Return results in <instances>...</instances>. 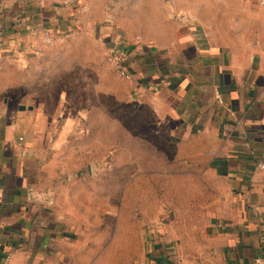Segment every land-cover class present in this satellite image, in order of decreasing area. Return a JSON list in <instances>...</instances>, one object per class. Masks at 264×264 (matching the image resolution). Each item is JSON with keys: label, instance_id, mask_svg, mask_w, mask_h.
<instances>
[{"label": "crops", "instance_id": "crops-1", "mask_svg": "<svg viewBox=\"0 0 264 264\" xmlns=\"http://www.w3.org/2000/svg\"><path fill=\"white\" fill-rule=\"evenodd\" d=\"M82 3L87 13L75 12ZM111 3L109 13L108 0H0V263L10 254V264H34L56 241L75 238L58 228L50 201L40 197L53 135H63L53 129L60 106L48 113L45 106L13 102L8 92L24 85V63L37 55L44 31L96 29L101 44L122 37L130 45L127 86L165 130L167 148H156L157 166L149 172L157 191L149 194L155 204L146 220L164 213L167 192L179 196L186 187L190 197L173 200L195 202L204 187L206 252L196 263L264 264V172L255 166L264 155L259 0ZM12 70L20 81L12 80ZM148 233V263L166 264L154 242L161 232Z\"/></svg>", "mask_w": 264, "mask_h": 264}, {"label": "rangeland", "instance_id": "rangeland-1", "mask_svg": "<svg viewBox=\"0 0 264 264\" xmlns=\"http://www.w3.org/2000/svg\"><path fill=\"white\" fill-rule=\"evenodd\" d=\"M115 1L108 0L107 12ZM57 6L64 8L65 2ZM76 11L87 13V4ZM96 32H58L52 45L42 44L37 55L25 61L24 85L8 92L13 102L45 106L48 113L60 106L59 115L53 113V129L63 135H53L45 160L47 191L40 197L50 201L58 228L62 225L75 238L56 241L51 253L32 262L150 264L151 231L161 232L154 242L166 264H197L206 252L200 209L205 205V188L198 187L195 202L173 200L189 198L186 187L179 196L167 192L170 200L164 213L156 221L146 220L145 212H154L155 204L149 194L151 189L157 191V177L149 172L157 166L152 160L156 148H167L165 130L107 62L110 47L125 45L130 53V45L122 37L113 39L112 45L101 44L93 36ZM11 73L12 80L20 81Z\"/></svg>", "mask_w": 264, "mask_h": 264}, {"label": "built area", "instance_id": "built-area-1", "mask_svg": "<svg viewBox=\"0 0 264 264\" xmlns=\"http://www.w3.org/2000/svg\"><path fill=\"white\" fill-rule=\"evenodd\" d=\"M260 7L264 10V0H259ZM58 32L44 31L42 34V44L52 45L56 40V35ZM61 36V35H60ZM122 43V42H121ZM126 46L121 44H116L113 48H109L107 51L106 59L107 62L115 69L117 74L123 79L129 81L132 79V75L128 69L127 58L129 56V51H126ZM21 141V139H19ZM256 171L264 172V155L256 163ZM11 255H4L0 264H10Z\"/></svg>", "mask_w": 264, "mask_h": 264}, {"label": "water", "instance_id": "water-1", "mask_svg": "<svg viewBox=\"0 0 264 264\" xmlns=\"http://www.w3.org/2000/svg\"><path fill=\"white\" fill-rule=\"evenodd\" d=\"M19 110H25V107L20 106V107H19Z\"/></svg>", "mask_w": 264, "mask_h": 264}]
</instances>
